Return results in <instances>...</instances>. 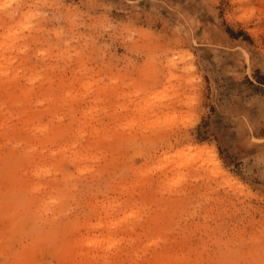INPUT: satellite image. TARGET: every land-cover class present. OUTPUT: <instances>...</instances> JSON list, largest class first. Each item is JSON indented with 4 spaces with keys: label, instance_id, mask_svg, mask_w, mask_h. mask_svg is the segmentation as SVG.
<instances>
[{
    "label": "rangeland",
    "instance_id": "rangeland-1",
    "mask_svg": "<svg viewBox=\"0 0 264 264\" xmlns=\"http://www.w3.org/2000/svg\"><path fill=\"white\" fill-rule=\"evenodd\" d=\"M101 2L0 0V264H264V181L232 187L246 163L236 151L239 133L205 107L224 90L223 81L214 86L215 53L203 50L193 30L189 65V48H168L155 26L145 28L140 10L155 0H135L130 25L106 23L87 8ZM228 3L238 16L248 13L242 23L252 25L248 38L258 46L264 0ZM237 31L234 42H247ZM157 50L166 53L174 114L196 109L206 127L221 125L223 137L217 159L173 157L164 175L182 167L183 187L147 214L129 216L131 193L121 185L151 200L137 169L152 158L130 161L128 136L118 129L148 103L134 95L129 67Z\"/></svg>",
    "mask_w": 264,
    "mask_h": 264
},
{
    "label": "snow or ice",
    "instance_id": "snow-or-ice-1",
    "mask_svg": "<svg viewBox=\"0 0 264 264\" xmlns=\"http://www.w3.org/2000/svg\"><path fill=\"white\" fill-rule=\"evenodd\" d=\"M232 7L228 0H196L194 5L191 0L187 3L185 0H155L150 9L140 10V16L144 18L145 28L155 26L159 40H166L168 48H189L190 51L184 53L189 65L195 59L192 53L197 51L190 47L193 30H196V35L200 38L203 50L215 53L214 58L209 56L214 86L218 91L220 81H223L224 90L220 93V100L216 99L213 92L212 99L215 103L210 102L205 107L227 121L233 128V135L239 133L236 151L246 157V163L242 169L236 170L232 187L240 191L251 185L257 177L264 181V35L259 37L257 46L248 38L255 35L252 25L242 23L248 13L238 16L232 12ZM87 8L100 13L106 23L112 18L124 20L128 25L133 23L137 12L135 0H102L101 3L87 5ZM260 8L262 23L259 27L264 29V3H261ZM125 10L132 14L131 17L117 16V13ZM254 11L253 9V14ZM135 23L139 24L141 21L135 20ZM237 30L245 32L247 42H234ZM146 34L153 35L152 32ZM165 55L164 51L157 50L142 63L136 62L129 67L134 73L131 78V84L136 89L134 95L146 97L148 103L139 105L135 110L136 114L123 122L118 131L122 130L128 136V143L131 145L128 156L130 161L135 157L152 158L150 166L137 169V176L147 185L151 200L145 198L143 193L137 198L134 185H121L122 190L131 193L128 206L132 211L128 213L129 216H135L141 210L147 214L166 196L177 194L183 187L187 177L183 174L182 167L180 173L164 175L173 157L183 160L185 155L199 153L217 159L223 137L221 125L206 127L193 114L196 109L187 114H174L167 91L168 68L164 65ZM185 71L193 70L186 67ZM207 79L205 77V81ZM253 137L261 138L260 143H255ZM188 145L196 146L192 153L184 151ZM120 179V175L112 177L115 183H119ZM261 198H264V189L261 191ZM109 206L111 205H105L106 208ZM152 243L157 241L153 240ZM115 246L111 242L108 244L109 249Z\"/></svg>",
    "mask_w": 264,
    "mask_h": 264
},
{
    "label": "bare ground",
    "instance_id": "bare-ground-1",
    "mask_svg": "<svg viewBox=\"0 0 264 264\" xmlns=\"http://www.w3.org/2000/svg\"><path fill=\"white\" fill-rule=\"evenodd\" d=\"M218 156V155H217ZM218 158V157H217Z\"/></svg>",
    "mask_w": 264,
    "mask_h": 264
}]
</instances>
